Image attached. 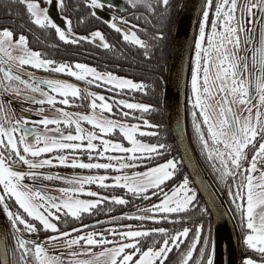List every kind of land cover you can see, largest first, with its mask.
<instances>
[{
  "label": "snow or ice",
  "instance_id": "1",
  "mask_svg": "<svg viewBox=\"0 0 264 264\" xmlns=\"http://www.w3.org/2000/svg\"><path fill=\"white\" fill-rule=\"evenodd\" d=\"M18 2L24 9L19 15L42 29L54 30L62 41L96 43L98 38L105 49L113 47L100 28L84 34L73 30L71 17L64 15L67 0ZM83 2L89 12L78 16L77 23L90 17L105 20L100 10L106 0ZM54 3L60 20L51 14ZM127 3L153 13L162 5L160 16L170 8V0ZM108 6L115 5L108 0ZM72 7L78 11L80 4ZM7 11L12 13V5ZM105 22L124 40L151 49L152 45L138 34L140 26L126 16L112 14ZM198 25L188 96L195 138L225 185L234 205L232 215L239 217L244 244L259 253V258L245 255L243 264H264V0H248L243 5L238 0H204ZM23 27V22L19 28L0 26V90L15 93L25 101L47 103L57 115H42L41 129L35 121L29 123L27 114L10 118L12 109L5 111L0 100V210L9 225L0 236L2 264H214L215 240L210 231L204 234V223L194 226L191 237V229L183 224L189 219L184 211L199 209L206 213L207 208L199 204L197 188L191 186L188 174L171 183L181 161L169 156L154 162L171 146L138 139L148 127L159 128L145 118L154 105L125 98L136 90L145 91V82L79 59L58 61L48 57L30 47L29 36L19 30ZM165 36L160 30L152 39L163 42ZM144 55L149 56L150 51ZM33 69L57 75L40 76ZM61 74L84 83L62 78ZM96 85L113 95L93 90L91 86ZM59 102L65 107H59ZM79 105L89 110L68 109ZM136 110L142 113L139 119ZM50 124L54 127L49 128ZM113 136L119 138H110ZM60 166L88 171L65 174L52 170ZM110 170L116 174L111 175ZM28 178L31 182H26ZM93 185L126 191L105 195ZM85 194L95 198H84ZM129 195L155 203L118 216L91 219L101 208L112 211L103 207L105 201L129 205ZM85 215L90 218L87 224L82 222ZM125 218L180 223L181 227L116 222ZM70 220L76 222L75 227L68 226ZM99 225L106 227L97 230ZM41 229L51 235L40 239ZM56 241H62L64 251L49 247Z\"/></svg>",
  "mask_w": 264,
  "mask_h": 264
},
{
  "label": "trees",
  "instance_id": "2",
  "mask_svg": "<svg viewBox=\"0 0 264 264\" xmlns=\"http://www.w3.org/2000/svg\"><path fill=\"white\" fill-rule=\"evenodd\" d=\"M180 0H173L170 2V8L163 16L158 15V13H163V6L160 5L156 8V12L153 13L150 11L149 19L146 16V8L143 6L132 7L127 3V0H123L124 4L129 9L139 10L135 15L134 22L140 26L138 34L148 41L152 45L151 49H145L141 45H136L134 42H129L123 39L121 33L116 29H112L104 20H101L96 17H90L86 22L77 23L78 16H87L89 12V6L86 5L83 0H67L68 9L65 11L64 15H69L73 21V30L75 32L84 34L90 33L94 27L100 28L104 33L105 37L109 40L110 44L113 47L105 49L102 47L99 39L96 43L92 41H83L79 43H71L62 41L59 36L55 33L54 30H45L39 26H36L34 23L28 20L26 16H21L19 13L23 12V5L18 2V0H0V26H12L19 28L21 22L24 23V27L20 28V31H24L25 34L29 36L30 47L42 50L48 57H52L56 60H81L96 65L101 70H109L116 72L118 74L125 75L131 79L137 81H144L147 88L145 91L136 90L130 94H126L125 98H132L136 102L148 103L155 106L151 111H148L145 115V118L151 120L154 124L159 125L158 129L148 127L146 134L139 135L142 139L150 143H163L165 145H170V150H163V154L159 159H156L154 162H160L162 160L168 159L169 156H174L178 161L179 157L176 153V149L171 140V137L168 133L164 116H163V83L167 67V58L172 34V28L175 21L177 8ZM79 3L80 9L74 10L72 5ZM12 5V13H8L7 6ZM163 30L166 34L163 42L152 39L155 32ZM150 51L149 56H145L144 52ZM127 110V109H125ZM142 115L140 110H136V117ZM187 128L188 134L191 140V143L194 147V140L192 133L189 129L188 119ZM152 132H159V135H150ZM195 149V147H194ZM196 151V149H195ZM197 153V151H196ZM187 174L184 167L180 163L178 166L177 176L172 180V184L178 183L179 180L183 178V175ZM219 187L218 190L221 195L225 198L226 194H223L224 183L216 179ZM193 186V185H191ZM98 189L102 190L105 195L111 194H124L125 189L122 187H117L115 189H102L97 186ZM194 187V186H193ZM168 188H171V184L168 185ZM198 202L200 205L205 204L197 194ZM131 201L129 205L122 206L119 204L113 205L109 201H105L103 207H110L112 211L105 212L103 208L99 211L93 213L91 219H103L105 215L118 216L119 213L125 211H132L133 209H139L144 207L147 203H155V200L149 199L147 201L142 198H132L128 196ZM159 198V197H157ZM227 202V201H225ZM231 213L234 212V205L232 203L228 204ZM189 217V219L183 221V224L187 225L191 231L189 237L194 234L195 225L201 221L204 223V234H208L209 231L212 236V221L211 216L207 210L206 213H201L199 209L197 210H186L182 213ZM148 215V213H144ZM239 228V217L238 215H233ZM83 223H89L90 218L85 215ZM121 225H133V226H148V227H168V228H177L181 227L180 223L173 225L171 222H152L150 220H140L138 218H125L116 221ZM69 227H75L76 222L74 220L69 221ZM106 227L105 225H99L97 230L100 228Z\"/></svg>",
  "mask_w": 264,
  "mask_h": 264
},
{
  "label": "water",
  "instance_id": "3",
  "mask_svg": "<svg viewBox=\"0 0 264 264\" xmlns=\"http://www.w3.org/2000/svg\"><path fill=\"white\" fill-rule=\"evenodd\" d=\"M111 3L117 8H125L119 0H111ZM105 4H108V0ZM203 5L204 0L179 1L163 83V116L179 160L211 216L212 238L216 246L214 264H241L242 243L237 224L224 197L197 156L187 129L185 108L187 79L194 38ZM51 14L60 20L55 3ZM100 15L106 20L110 13L103 8L100 10ZM4 230L6 226L0 210V236L3 235ZM2 248L3 245L0 244V264L4 260Z\"/></svg>",
  "mask_w": 264,
  "mask_h": 264
},
{
  "label": "flooded vegetation",
  "instance_id": "4",
  "mask_svg": "<svg viewBox=\"0 0 264 264\" xmlns=\"http://www.w3.org/2000/svg\"><path fill=\"white\" fill-rule=\"evenodd\" d=\"M119 1L122 2L123 5L125 6L124 9H120V8L115 7V6L110 7V6H108V4H105L104 9H106L110 13V15L114 14L116 16H120V15L126 16L129 20H131L133 22V24H136L134 22V17H135L134 13H137L139 10L132 9V8L129 9L124 4L123 0H119ZM171 1H173V0H170V2ZM252 2H254V0H252ZM247 3H248V0H238V4L243 5V4H247ZM150 11L151 10L146 9L147 19H149L148 16L150 14ZM200 17H201V15H200ZM198 27H199V25H198ZM198 27H197V30H196L195 37L198 34ZM255 35H257V37H258V30H257V33H255ZM194 51H195V49H194V43H193L191 61H190V66H189V74H188V79H187V89H186V103H185L186 117L188 119L189 129H190V131L192 133V137H193V140H194V147H195V149L197 151V155L199 156V159H200L201 163L203 164V166L206 169V171L208 172L209 176L211 177V179L215 183L216 187H219V185H218V183L216 181V179H218V173H216L212 169V167L210 165V162L205 158L204 153L201 151L200 145H199V143L197 142V140L195 138L194 129H193V125H192V117H191V114H190L191 113V106L188 103V96L190 94L191 66H192V58L194 57ZM82 62H84V61H82ZM85 63H88V62H85ZM33 70L37 71V75H40V76L57 75L55 72L49 73L47 70H35V69H33ZM61 77L62 78L72 79L73 82H76V83H81V84L84 83L83 81H80L77 78L70 77L68 74H61ZM91 87H93V90H95V91H103V92H105L107 96H112L113 95V93L111 91H108L107 89L102 88V87H100L98 85L91 86ZM36 95H39V94L37 93ZM0 100L4 101V110L5 111H8L9 108L12 109V111L9 113L10 118H22L23 114H27V115H29L31 117V120L29 121V123H31L32 121H35L36 122V126L41 128V129L44 127L43 125H41L39 123L40 118H41L42 115H49V116H52V115H55V114L57 115V112L55 111V109L52 106H51V108H52L51 110L45 109L46 108L45 105L46 106H50L47 103L40 104L38 101H36V102L25 101L23 97H17L15 95V93H2V90H0ZM255 102L256 101L253 100V104H255ZM58 106L59 107H65L62 104V102H59ZM21 109H23V113L21 112ZM40 109H43V111H40ZM68 109H80L82 111H86V110L88 111L89 110L84 105H79L77 107L68 106ZM53 126L54 125L50 124L48 127L51 128ZM85 126H88V125H85ZM33 138L34 137H29V139H33ZM22 167H26V166H22ZM71 168L72 167H70V166H60L58 168H53L52 170L59 171V172L65 173V174H69L70 172H73V170H70ZM76 169H79V168H76ZM57 183H59V181H57ZM49 190L55 191V189H49ZM222 191H223V194L227 195V197H225L224 200L227 201L226 203L230 204L231 201H230V198H229L228 193L226 191L225 185H224V189ZM2 213H3V211H2ZM3 217H4V223H5V226H6V229H7L9 227V225L7 223L6 214L3 213ZM237 227H238V225H237ZM238 229H239L241 243H242V260H241V264L243 263V257L245 255H253L254 258H259V253L258 252H255L254 250L248 248L244 244L243 232H242L241 228L238 227ZM50 234H51V232L41 229L40 239H43V237L45 235H50ZM26 235L31 236L32 234L26 233ZM12 242L13 241L11 240V238H9L10 246H11Z\"/></svg>",
  "mask_w": 264,
  "mask_h": 264
},
{
  "label": "rangeland",
  "instance_id": "5",
  "mask_svg": "<svg viewBox=\"0 0 264 264\" xmlns=\"http://www.w3.org/2000/svg\"><path fill=\"white\" fill-rule=\"evenodd\" d=\"M118 74V73H117ZM118 75H121V76H125V75H122V74H118ZM45 109H48V110H51L52 108H51V106H46L45 105ZM69 111H73V112H75V111H82V110H80V109H69ZM87 111V110H86ZM56 115V114H55ZM54 127V126H53ZM86 127H88V126H86ZM52 128V127H51ZM147 131H148V129H147ZM110 138H119V137H116V136H113V137H110ZM138 139H142L139 135H138ZM144 140V139H143ZM146 141V140H145ZM148 142V141H147ZM150 143V142H149ZM161 162V161H160ZM157 163H159V162H157ZM70 170H73V172L75 171V172H80V171H85V172H87L88 170H85V169H73V168H71ZM140 170H142V169H140ZM100 171H103L102 169L100 170ZM70 173H72V172H70ZM110 173H111V175H115L116 173H115V170H110ZM26 182H31V178H28V180L26 181ZM93 187H94V190H96V191H102V190H100V189H98V187L96 186V185H93ZM84 198H95V197H91V196H88L87 194H85V196H84ZM51 235V234H50ZM49 247L50 248H55L56 250H59V251H64V249H63V245H62V241H56V242H52L51 244H49ZM243 264V263H242Z\"/></svg>",
  "mask_w": 264,
  "mask_h": 264
}]
</instances>
